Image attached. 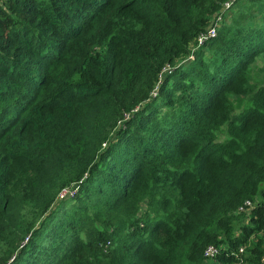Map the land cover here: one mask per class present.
<instances>
[{"label":"trees","instance_id":"1","mask_svg":"<svg viewBox=\"0 0 264 264\" xmlns=\"http://www.w3.org/2000/svg\"><path fill=\"white\" fill-rule=\"evenodd\" d=\"M225 2L0 0V264H264V0Z\"/></svg>","mask_w":264,"mask_h":264},{"label":"built area","instance_id":"2","mask_svg":"<svg viewBox=\"0 0 264 264\" xmlns=\"http://www.w3.org/2000/svg\"><path fill=\"white\" fill-rule=\"evenodd\" d=\"M237 0H226V2L223 4V10L228 9L230 6H232ZM222 22V15H216L213 17V19L210 22L209 27L203 32L201 33L197 39H196V44L195 46H192L190 49L193 51H195L197 48L201 47L202 45H204L208 40H210L211 38L216 36V32H217V28L221 25ZM170 72V68L169 67H165L162 69L160 75H159V82L162 79L163 75ZM157 86L155 87V90L153 91L152 95L155 96ZM76 189H69V188H64L61 190V192L58 195L59 199H62L64 197H72L75 193ZM253 207V203L251 201H245L243 203V205H241L237 212L238 213H244V212H248L251 208ZM243 252V248L239 249V253ZM218 253V249L214 246H208L204 252H203V257L206 260H212L213 258H215V256Z\"/></svg>","mask_w":264,"mask_h":264},{"label":"rangeland","instance_id":"3","mask_svg":"<svg viewBox=\"0 0 264 264\" xmlns=\"http://www.w3.org/2000/svg\"><path fill=\"white\" fill-rule=\"evenodd\" d=\"M219 28H220V26L217 29H219Z\"/></svg>","mask_w":264,"mask_h":264}]
</instances>
